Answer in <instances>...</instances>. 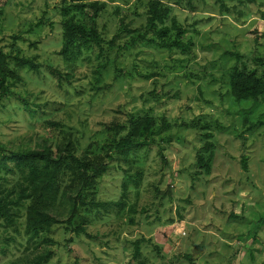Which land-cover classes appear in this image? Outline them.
Returning a JSON list of instances; mask_svg holds the SVG:
<instances>
[{
  "label": "rangeland",
  "instance_id": "obj_1",
  "mask_svg": "<svg viewBox=\"0 0 264 264\" xmlns=\"http://www.w3.org/2000/svg\"><path fill=\"white\" fill-rule=\"evenodd\" d=\"M152 1L100 0L93 15L90 1L0 0V50L16 74L0 99L3 189L21 179L13 153L70 144L89 158L110 145L106 124L156 119L144 144L114 151L87 188L70 170L60 175L66 201L86 198L75 217L65 202L51 232L25 235V208L17 232L0 227V264L47 251L42 264H264V103L237 102L230 88L235 65L264 72V0H158L165 24L134 41ZM67 24L95 30L101 47L79 32L68 39ZM212 151L207 173L198 159Z\"/></svg>",
  "mask_w": 264,
  "mask_h": 264
},
{
  "label": "trees",
  "instance_id": "obj_2",
  "mask_svg": "<svg viewBox=\"0 0 264 264\" xmlns=\"http://www.w3.org/2000/svg\"><path fill=\"white\" fill-rule=\"evenodd\" d=\"M71 1L78 8L87 7L84 1H90L89 5L93 9V15L98 14L104 6L100 0ZM158 4V0L149 4L144 33L140 30L129 31L136 34L134 41L146 40L150 31L156 30L160 24H165L168 10L159 7ZM262 18L264 19V12ZM124 29L126 27L121 24L120 31ZM168 30L167 27H164L161 33L164 34ZM75 32H79L85 39L94 38L97 45L101 47L99 35L95 30L87 31L82 24L78 26L67 24V38H73ZM118 36L120 34L116 35V37ZM178 45L183 52L189 50V43L182 44L178 41ZM227 54L235 56L238 60L241 59V55L238 53L227 52ZM15 59L18 66L32 69L39 67L38 63L31 58L17 56ZM12 75L16 76L15 69L9 66L7 53L0 50V99L9 91L7 79ZM230 88L232 96L237 102L264 103V72L262 75H258L255 72H250L246 67L240 68L235 65L230 74ZM155 126L156 119L153 116L139 114H131L125 124L108 123L105 127L106 131L110 133V142H108L110 145H107L108 148L105 153H96L89 158L77 157L70 144L66 145L65 148L56 144L55 147L46 146L13 153L15 166L21 171V179L8 189H3L0 186V227L5 229L12 227L17 232L19 230L18 219L25 208L26 219L23 223L25 235H30V238H33L44 232H51L54 225L63 222L56 210H60L59 206L66 204L65 202L70 205V217H75L78 213L79 204L87 205L86 198L78 192L77 197L71 196L66 201V192L60 194V175L64 171L70 170L82 180L80 190L87 188L98 176L108 171L111 161L114 159V151L121 155H128L131 148L144 144L146 139L155 132ZM207 147L212 148V143H208ZM214 157L213 151L207 159L203 155H199L198 163L201 168H205L207 173L211 172ZM242 164L245 169L248 168L247 157L243 156ZM70 217L69 220L72 221ZM259 223L264 225V217L260 219ZM75 230L78 234L86 231L82 224H79ZM139 244V240L135 242L136 254H139ZM187 257L190 261L192 260L190 255ZM50 258L51 253L47 251L38 255L37 260L33 261L32 264H42Z\"/></svg>",
  "mask_w": 264,
  "mask_h": 264
}]
</instances>
